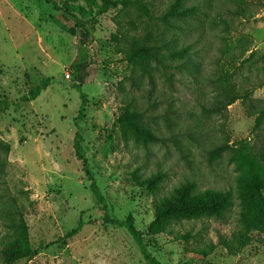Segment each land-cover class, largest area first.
<instances>
[{"label": "rangeland", "instance_id": "rangeland-1", "mask_svg": "<svg viewBox=\"0 0 264 264\" xmlns=\"http://www.w3.org/2000/svg\"><path fill=\"white\" fill-rule=\"evenodd\" d=\"M55 1L88 8L83 0ZM170 1L151 0L152 20L133 6L111 9L86 37L47 0H0V138L10 144L0 166V252L19 213L38 249L31 260L13 264H149L125 229L128 216L160 264H264V235L251 233L235 255L222 246L239 226L237 172L227 151L216 158L208 153L256 142L242 101L210 110L229 88L264 103V0H186L198 7L192 16L159 18ZM143 20L161 30L163 55L128 65V34L142 33ZM180 49L183 58L169 56ZM47 78L30 101L28 93ZM124 106L141 114L157 142L138 143L111 128ZM75 133L105 208L74 155ZM134 173L159 174L158 191L139 188ZM188 181L194 193L230 191L228 210L148 235L155 201Z\"/></svg>", "mask_w": 264, "mask_h": 264}, {"label": "trees", "instance_id": "trees-1", "mask_svg": "<svg viewBox=\"0 0 264 264\" xmlns=\"http://www.w3.org/2000/svg\"><path fill=\"white\" fill-rule=\"evenodd\" d=\"M88 8L73 5L66 1L57 2L47 0L53 8L60 11L62 15L75 21V25L80 27L86 37L90 36L89 28L96 24V18L107 13L111 9L120 6L127 9L133 6L140 13V16L154 19L153 9L150 8L151 0H83ZM186 0H171L167 7L158 16L164 17H190L198 11L195 4L186 5ZM128 23L134 28L136 25L132 20ZM143 31L140 34H128L129 49L123 51V59L128 65L141 66L147 60H160L161 52V30L156 24H148L143 20ZM186 50L169 51L170 57L181 59ZM160 55V56H159ZM82 60V59H81ZM1 74V66H0ZM48 78L43 79L28 93L29 100H34L41 91L48 85ZM77 91L79 86L75 87ZM83 95L80 94L82 99ZM242 101L247 114L253 117L252 130L256 132V142L249 144H235L232 147L227 145L216 146L208 153L213 157H218L220 153L227 151L228 161L234 166L237 176L235 178V197L239 206V226L233 233L231 240L222 242V246L228 253L235 255L244 249L249 241L251 233L264 235V103L257 104L246 94H240L235 88L225 89L220 97L215 98L211 112L220 113L235 101ZM81 111L78 112V117ZM141 114L135 109L124 106L121 112L114 118L112 129L118 130L120 135L127 139L131 138L138 143L157 142L158 136L141 125ZM112 132V131H111ZM81 136L75 133L73 138V151L76 159L82 161V172L90 182V191L98 204L105 208L103 198L89 175L87 162L79 156ZM10 152V144L0 138V166L6 163L5 156ZM3 154V156L1 155ZM133 178L139 188H148L154 193L158 191L160 175L154 174L147 178L140 179L134 173ZM193 183L183 182L173 188L167 196L158 198L154 203L153 218L149 222L146 232L154 236L158 234L171 233L173 223L181 220L198 219L201 217L221 218L232 203V193L230 191L204 190L194 193ZM104 219L109 221L108 215ZM127 233L136 241L140 254L144 261L149 264H160L152 258L146 251L143 244V235L133 225L132 217L128 216L124 222ZM12 237L1 249V264H13L19 260L28 261L34 258L38 249L30 246L28 241V231L22 214H18L17 220L12 222ZM78 228L71 231L67 237L75 235ZM211 250L201 251L202 255H207Z\"/></svg>", "mask_w": 264, "mask_h": 264}]
</instances>
